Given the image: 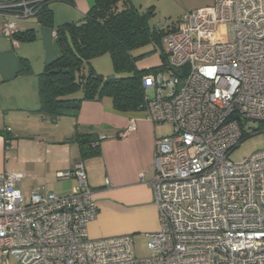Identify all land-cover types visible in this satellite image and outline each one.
Segmentation results:
<instances>
[{"label":"built area","instance_id":"obj_1","mask_svg":"<svg viewBox=\"0 0 264 264\" xmlns=\"http://www.w3.org/2000/svg\"><path fill=\"white\" fill-rule=\"evenodd\" d=\"M41 1L0 0L3 33L13 38ZM162 47L170 77L144 76L139 106L154 125L173 126L154 151L151 254L137 256L132 234L90 236L98 204L80 161L56 173L76 181L66 194L26 195L24 173H0L1 264H264V149L230 158L246 138L264 136V0L188 11Z\"/></svg>","mask_w":264,"mask_h":264},{"label":"crops","instance_id":"obj_2","mask_svg":"<svg viewBox=\"0 0 264 264\" xmlns=\"http://www.w3.org/2000/svg\"><path fill=\"white\" fill-rule=\"evenodd\" d=\"M94 1H54L56 24L82 21ZM179 1L185 5L184 13L214 3ZM6 20L0 14V173H24L21 189L26 195L35 189L66 194L76 181L58 179L56 173L81 161L98 204V217L89 225L90 236L132 234L134 241L141 236L147 243V234L159 229L150 180L160 124L154 125L141 110L115 109L109 96L84 101L79 110H64L57 117L42 114L39 75L60 55L53 29L36 17L19 20L22 31L35 32L32 40L20 41L3 33ZM23 60L29 64L27 71L22 70ZM96 60L91 65L102 74L99 67L104 61ZM86 134L101 137L99 153L82 156L74 139Z\"/></svg>","mask_w":264,"mask_h":264},{"label":"trees","instance_id":"obj_3","mask_svg":"<svg viewBox=\"0 0 264 264\" xmlns=\"http://www.w3.org/2000/svg\"><path fill=\"white\" fill-rule=\"evenodd\" d=\"M54 1H41L35 16L40 24L57 32L55 38L60 49L59 57L48 63L39 75L40 112L57 117L64 110H79L84 101L105 96L113 99L117 110H139L145 95L144 76L162 65L140 69L137 62L158 50H161L162 62H165L167 57L162 47V37L175 26L167 29L152 27L149 18L154 12L153 8L140 12L132 0H95L82 21L56 24L51 8ZM34 37L33 30L21 29L13 36L20 41ZM148 44L154 46L153 50L134 54V50ZM103 54L111 56L114 78L98 73L91 65L94 58ZM21 67L27 71L28 62L23 60ZM79 91H82V96L75 97ZM98 139V136L86 134L78 135L74 140L79 143L82 156H90L100 151V142L93 144Z\"/></svg>","mask_w":264,"mask_h":264},{"label":"rangeland","instance_id":"obj_4","mask_svg":"<svg viewBox=\"0 0 264 264\" xmlns=\"http://www.w3.org/2000/svg\"><path fill=\"white\" fill-rule=\"evenodd\" d=\"M54 3L55 2H52L51 4L53 5ZM132 3L140 12H147L150 8H153L154 12L149 18V24L152 27H156L159 29H167L173 26L174 24H177V22L180 20V16L184 13L183 9L185 7V5L179 0H132ZM190 4H192V2H190ZM194 6L197 7V5ZM153 48L154 46L152 44H148L145 47L134 50V54L140 55L153 50ZM98 58L99 60L104 61L102 67H99V70H101L104 76L107 77L115 74L110 54H103L98 56ZM161 64V50H158L150 55L147 54L137 62L138 67L141 66L144 68H154L155 66L159 67ZM157 71L161 75L162 79L170 77L169 72H163V69L161 68H158ZM82 94V91H79L74 96L80 97L82 96ZM252 125L254 127L257 126L255 123H252ZM172 130V124L162 123L156 129L158 135L157 137L160 138L167 136L172 133ZM262 149H264V136L262 133H258L246 138L239 145V147H237L231 153L230 158L234 162H240L244 158H247ZM134 242L135 251L138 257H148L151 254V251L148 249L146 239L144 237L136 236ZM11 264H16V261L14 259H11Z\"/></svg>","mask_w":264,"mask_h":264},{"label":"water","instance_id":"obj_5","mask_svg":"<svg viewBox=\"0 0 264 264\" xmlns=\"http://www.w3.org/2000/svg\"><path fill=\"white\" fill-rule=\"evenodd\" d=\"M65 71H68V69H66ZM108 77H110V78H114V77H115V74L110 75V76H108Z\"/></svg>","mask_w":264,"mask_h":264}]
</instances>
